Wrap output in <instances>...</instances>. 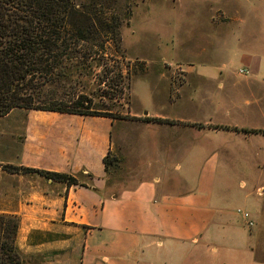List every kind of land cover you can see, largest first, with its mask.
I'll list each match as a JSON object with an SVG mask.
<instances>
[{
  "label": "crops",
  "instance_id": "obj_1",
  "mask_svg": "<svg viewBox=\"0 0 264 264\" xmlns=\"http://www.w3.org/2000/svg\"><path fill=\"white\" fill-rule=\"evenodd\" d=\"M224 24L216 23V31ZM248 25L258 30L262 24ZM226 26L230 35L214 44L215 60L187 59L184 93L175 100L166 93L143 113L176 124L153 123L150 134L120 135L142 167L137 180L117 192L106 191L102 163L113 149L111 121L63 114L12 124L31 128L22 140L0 144V166L90 175L93 181L67 187L0 169V182L6 179L0 214L19 220L21 264H157L167 244L196 241L226 219L228 195L217 175L234 172L236 160L245 170H264V45L253 38L257 32L242 37L246 23L237 15ZM232 61L241 68L228 67ZM256 192L263 195V187ZM258 213L255 234L263 238L264 211ZM250 251L264 253V247Z\"/></svg>",
  "mask_w": 264,
  "mask_h": 264
},
{
  "label": "rangeland",
  "instance_id": "obj_2",
  "mask_svg": "<svg viewBox=\"0 0 264 264\" xmlns=\"http://www.w3.org/2000/svg\"><path fill=\"white\" fill-rule=\"evenodd\" d=\"M72 2L74 9L82 11L99 29V34L94 35L93 41L90 40L88 45L79 43L80 54H86L92 67L80 78H60L43 83L40 97L45 98L44 105H49L52 100L74 102L81 95L83 98L79 100V109L87 111L88 114L72 116L111 121L110 136L114 144L112 151L107 152L110 160L105 174L107 192H117L137 180V171L142 167L141 161L138 162L132 150L119 137L122 134L142 135L152 132L149 127L154 122L146 121L148 113H143L151 112L166 93L173 100L179 97L180 91L181 94L184 93L187 59L203 56L215 60L217 49L214 44L230 35L226 25L236 15L246 23L241 31L242 37L248 38L257 32V36L253 38L258 45H264V2ZM253 7L256 8L255 12ZM221 22H225L224 26L216 31L214 25ZM254 22L262 24L258 30L248 25ZM239 64L232 61L228 67L238 70L241 68ZM41 81L42 79L37 85ZM56 115L61 116L63 113L32 109L12 110L6 116L0 117V144L7 147L9 143L18 142V136L22 140L23 131L31 128L25 125L15 127L12 125L14 122L22 124ZM15 128L20 131L14 130ZM3 152V159H6L7 149ZM259 161L258 158L254 159L255 163ZM235 165L237 167L235 166L234 172L217 175V183L220 185L223 181V188L228 195L223 205L228 215L226 219L217 223L209 235L205 233L196 241L167 244V247L161 248L163 251L158 254L157 264H254L251 259L264 260V253L250 251L251 248L264 247V237L259 238L255 234L258 229V211H264V194L259 196L256 192L257 186L264 189V170L262 167H255L253 171L245 170L241 168L240 160H236ZM5 180L0 182V188ZM81 180L86 184H93L91 179ZM239 181L244 182L243 187H239ZM238 210L247 213L251 226L237 213Z\"/></svg>",
  "mask_w": 264,
  "mask_h": 264
},
{
  "label": "trees",
  "instance_id": "obj_3",
  "mask_svg": "<svg viewBox=\"0 0 264 264\" xmlns=\"http://www.w3.org/2000/svg\"><path fill=\"white\" fill-rule=\"evenodd\" d=\"M96 34L99 29L82 11L74 9L72 0H0V117L15 109L87 115L79 109L81 95L68 103L51 99L49 105H44L45 98L40 95L43 83L80 78L90 70L92 65L86 54H80L79 43L88 45ZM145 120L176 124L149 117ZM107 156L102 160L105 174L110 163ZM0 169L34 173L67 187H85L81 179L92 178L9 165ZM18 226L16 216L0 214V264L22 263L15 245Z\"/></svg>",
  "mask_w": 264,
  "mask_h": 264
},
{
  "label": "built area",
  "instance_id": "obj_4",
  "mask_svg": "<svg viewBox=\"0 0 264 264\" xmlns=\"http://www.w3.org/2000/svg\"><path fill=\"white\" fill-rule=\"evenodd\" d=\"M238 73H239L240 75H247V74H248V72H247L246 70H243V69H240V70L238 71ZM237 213H239V214L241 215V217H242L245 221H247V225H248V226H251V222L248 221L249 217H248V215H247L246 212H241V211L238 210Z\"/></svg>",
  "mask_w": 264,
  "mask_h": 264
}]
</instances>
